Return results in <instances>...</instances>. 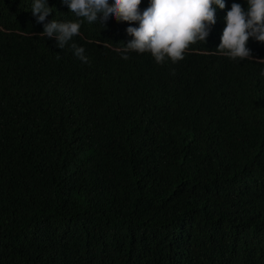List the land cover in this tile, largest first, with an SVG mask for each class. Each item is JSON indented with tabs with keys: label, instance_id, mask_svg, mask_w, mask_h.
<instances>
[{
	"label": "trees",
	"instance_id": "obj_1",
	"mask_svg": "<svg viewBox=\"0 0 264 264\" xmlns=\"http://www.w3.org/2000/svg\"><path fill=\"white\" fill-rule=\"evenodd\" d=\"M32 2L0 0V264H264V42L216 50L247 0L162 63L114 18L62 50Z\"/></svg>",
	"mask_w": 264,
	"mask_h": 264
},
{
	"label": "clouds",
	"instance_id": "obj_2",
	"mask_svg": "<svg viewBox=\"0 0 264 264\" xmlns=\"http://www.w3.org/2000/svg\"><path fill=\"white\" fill-rule=\"evenodd\" d=\"M142 0H62L77 21L45 22L53 12L47 0H33L31 13L36 23L43 25L42 35L55 38L57 47L65 45L79 35L83 18L89 24L99 21L106 26L110 18L117 22H127V35L133 37L125 44L124 53H150L157 63L165 58L172 62L184 59L189 45L197 41L206 42L211 26L216 23L213 5L225 8L224 0H150L149 6L141 12ZM247 11L239 3H233L225 16L221 42L217 47L219 54L233 60L252 58L246 44L250 37L264 42V0H247ZM134 23L138 27L132 26ZM73 54L87 63L85 48L71 43ZM122 53L127 60L128 55Z\"/></svg>",
	"mask_w": 264,
	"mask_h": 264
}]
</instances>
